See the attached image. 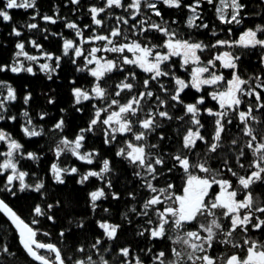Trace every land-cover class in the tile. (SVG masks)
I'll return each instance as SVG.
<instances>
[{
    "label": "snow or ice",
    "instance_id": "1",
    "mask_svg": "<svg viewBox=\"0 0 264 264\" xmlns=\"http://www.w3.org/2000/svg\"><path fill=\"white\" fill-rule=\"evenodd\" d=\"M0 23V264H264V0H0Z\"/></svg>",
    "mask_w": 264,
    "mask_h": 264
},
{
    "label": "trees",
    "instance_id": "2",
    "mask_svg": "<svg viewBox=\"0 0 264 264\" xmlns=\"http://www.w3.org/2000/svg\"><path fill=\"white\" fill-rule=\"evenodd\" d=\"M55 3H59V0H47V4H55ZM48 10L49 9H48L47 6L43 9V11H48ZM31 11L32 10L25 11L23 9H16V10H13V15H14L16 21L24 22V21H26L28 19L29 14L31 13ZM62 15H69V13L67 12V10H65V11L62 12ZM79 15L80 14L77 13V14H74V15L70 16L69 18H75L79 22ZM165 18L167 19L168 17L166 16ZM84 22L85 23H90V18H86L84 20ZM257 22H259V20H257ZM40 23H41L42 26H45L46 24H50V22H44V21H40ZM51 30L52 31H63V32H65V34H69L72 31V30H69V29H65L63 24L60 21H57L56 25H51ZM7 31H10V28L5 29L3 24L0 23V37L6 35ZM201 38H203V37H201ZM40 39H41V42H44L42 37ZM52 39H53V37L49 36V40H52ZM47 46L48 45L46 44V47ZM28 47L31 50V46L29 45ZM12 75H16V74H12ZM0 79H8V77L4 76L3 74H0ZM13 83H16V81H13ZM18 119H21V122H22V118L21 117H18ZM9 123H13V122H9ZM0 126H3V122H0ZM17 131H19V130L17 129ZM14 134H16V133H14ZM25 139H27V138H25ZM32 139H36V138H32ZM39 143H40V145H43L44 141L41 140ZM73 159H75V158H73ZM81 163H83V162H81ZM34 167H35V165H33V168ZM92 179H95V178H92ZM54 183L55 182H53V184ZM84 187L85 186H83V185L76 184L75 181H73V180H69L67 182V188L66 189H62L61 191H69V192H71L73 194V198L74 199H79L80 200L81 206L89 207L88 205L83 204V201L81 199L82 196L84 195V193L81 191V189H83ZM257 191H259V190H257ZM259 194L260 195H264V192H260ZM17 203L25 212L27 211L26 204L23 201H19ZM123 210H124L123 205L119 206V211H123ZM55 235H56V233L54 232V236ZM46 239H53V238L49 237V238H46ZM21 259H24L23 255L21 256Z\"/></svg>",
    "mask_w": 264,
    "mask_h": 264
},
{
    "label": "flooded vegetation",
    "instance_id": "3",
    "mask_svg": "<svg viewBox=\"0 0 264 264\" xmlns=\"http://www.w3.org/2000/svg\"><path fill=\"white\" fill-rule=\"evenodd\" d=\"M96 179V178H95Z\"/></svg>",
    "mask_w": 264,
    "mask_h": 264
}]
</instances>
